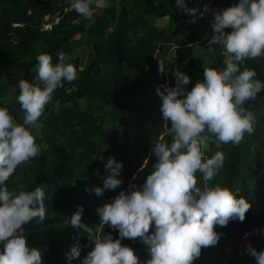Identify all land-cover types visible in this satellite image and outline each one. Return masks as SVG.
Wrapping results in <instances>:
<instances>
[{
  "label": "trees",
  "instance_id": "1",
  "mask_svg": "<svg viewBox=\"0 0 264 264\" xmlns=\"http://www.w3.org/2000/svg\"><path fill=\"white\" fill-rule=\"evenodd\" d=\"M235 2L184 0L187 8L198 10L197 17L205 5L221 10ZM70 4L71 0H0V106H6L17 122L24 115L16 99L18 81L35 79L38 54H50L55 63L58 53L69 58L84 45L91 55L83 67L67 59L76 66L77 79L54 92L39 119L41 127L33 130L40 154L20 165L7 181L10 190L32 191L40 186L46 192L45 220L36 218L24 225L27 244L41 250L43 264H66V253L77 244L81 255L72 264H80L92 250L87 234L68 222L78 206L83 207L82 222L93 227L100 223L97 208L130 184L145 182L156 160L151 149L165 123L156 89L174 86L172 73L179 69L189 76L185 88L190 91L204 79L203 68L221 69L226 58L220 46L213 45L211 60L200 59L194 44L202 32L201 22H206L209 39L213 35L212 16L204 12L192 23L194 17L177 7V0H110L107 8L94 7L90 23L70 11ZM55 17L58 23L42 30ZM163 19L167 23L158 26L156 22ZM159 62L166 74L158 73ZM245 66L255 69L256 79L264 81V58L247 60ZM245 107L256 118L254 134H245L239 145L216 149L213 144L206 154L220 150L225 155L223 168L210 183L239 191L251 205L243 222L230 220L226 227L215 226L223 233L217 245L231 238L234 245L243 232L264 225V91ZM109 156L123 164L117 177L123 184L97 196L92 189L103 188L110 174L104 168ZM105 233L118 238L107 227ZM122 245L132 247L142 264L150 258L138 238L123 239ZM217 245L202 248L195 264H204ZM261 250L264 244L258 246Z\"/></svg>",
  "mask_w": 264,
  "mask_h": 264
},
{
  "label": "clouds",
  "instance_id": "2",
  "mask_svg": "<svg viewBox=\"0 0 264 264\" xmlns=\"http://www.w3.org/2000/svg\"><path fill=\"white\" fill-rule=\"evenodd\" d=\"M176 5L194 17L192 23L204 12L211 14L213 35L207 41V52H215L212 46L219 45L226 57L224 67L203 68L204 79L190 91L185 88L189 76L176 69L172 73L174 86L156 89L165 123L151 149L156 158L152 171L142 185L130 184L97 208L100 223L93 227L82 222L83 207H77L69 225L86 233L92 245L80 264H142L132 247L122 245L123 239L137 238L150 257L143 264H193L202 248L219 242L223 233L215 231V226L226 227L230 220L243 222L251 207L239 191L210 183L223 168L225 155L220 150L206 154L213 144L216 149L229 143L239 145L245 134L255 132L256 118L245 104L264 91V81L256 79L257 72L245 62L264 58V0H236L221 10L205 5L200 17L184 0H177ZM109 6L110 0H71L69 10L91 20L94 7ZM36 59L35 79H21L17 85L22 121L17 122L6 106H0V264H43L41 250L27 244L24 225L36 218L45 220L46 192L40 186L32 191L10 190L7 181L20 165L40 154L33 130L41 127L39 119L54 92L64 82L77 79L76 66L67 62L63 52L55 63L47 53ZM158 73L166 74L161 62ZM104 168L110 174L103 180V188L92 189L97 196L123 184L117 178L122 163L109 156ZM106 227L116 231L118 238L106 234ZM260 232L264 234V229ZM245 252L256 264H264V250L258 252L248 244ZM80 255L81 247L72 246L66 264Z\"/></svg>",
  "mask_w": 264,
  "mask_h": 264
},
{
  "label": "rangeland",
  "instance_id": "3",
  "mask_svg": "<svg viewBox=\"0 0 264 264\" xmlns=\"http://www.w3.org/2000/svg\"><path fill=\"white\" fill-rule=\"evenodd\" d=\"M208 6L210 7V5ZM177 7L180 8V6L178 5ZM209 15L211 14L209 13ZM92 20L93 18L91 20H87V22L90 23ZM156 23L158 26H163L164 24L167 23V19L157 21ZM200 25L201 27H203L202 32H201V35L198 37V41L194 44V46L196 47V49H199L198 55L202 61L211 60L212 58L211 53L207 52L208 49L206 47L207 41L209 40V33L207 30L206 22L205 21L201 22ZM79 38H80L79 35L75 37L76 40H78ZM173 56L176 57L175 52L173 53ZM90 58H91V55L89 52V48L87 46L80 45L77 48H75V50L72 52V54L70 55L68 59L77 60L80 63L81 67H83L90 60ZM228 244L229 242L219 243V245H217V247L213 250L211 255L203 260L204 261L203 263L204 264H252V261L244 260V261L232 262L229 259L224 258L223 250L227 247ZM199 259H201V257L196 259L193 262V264L199 262Z\"/></svg>",
  "mask_w": 264,
  "mask_h": 264
},
{
  "label": "built area",
  "instance_id": "4",
  "mask_svg": "<svg viewBox=\"0 0 264 264\" xmlns=\"http://www.w3.org/2000/svg\"><path fill=\"white\" fill-rule=\"evenodd\" d=\"M57 23L58 18L55 17L49 23L45 24L42 30L49 31L51 30L52 26ZM260 229H264V225L256 226L243 232L234 245L228 246L223 250V254L227 258H251L255 260L251 255L245 252V248L248 244H251V246L256 249V251H258V246L260 244H264V234L260 232Z\"/></svg>",
  "mask_w": 264,
  "mask_h": 264
},
{
  "label": "crops",
  "instance_id": "5",
  "mask_svg": "<svg viewBox=\"0 0 264 264\" xmlns=\"http://www.w3.org/2000/svg\"><path fill=\"white\" fill-rule=\"evenodd\" d=\"M234 242H235V240L233 238H231L230 241H229V244L227 245V247L228 246H232V244ZM223 256H224V258L229 259L232 262H236V261L238 262V261H244V260H246V261H252V264H254V261L251 258H245V259L233 258V257L232 258H227L224 254H223Z\"/></svg>",
  "mask_w": 264,
  "mask_h": 264
}]
</instances>
